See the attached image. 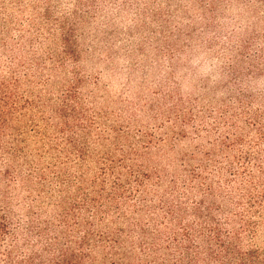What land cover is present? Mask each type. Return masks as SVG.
<instances>
[{
    "label": "rangeland",
    "instance_id": "rangeland-1",
    "mask_svg": "<svg viewBox=\"0 0 264 264\" xmlns=\"http://www.w3.org/2000/svg\"><path fill=\"white\" fill-rule=\"evenodd\" d=\"M0 116V264L199 206L264 248V0H0Z\"/></svg>",
    "mask_w": 264,
    "mask_h": 264
},
{
    "label": "trees",
    "instance_id": "trees-1",
    "mask_svg": "<svg viewBox=\"0 0 264 264\" xmlns=\"http://www.w3.org/2000/svg\"><path fill=\"white\" fill-rule=\"evenodd\" d=\"M195 215L202 225L176 233L174 246L161 248L150 244L149 232L144 229H133L130 234L119 231L112 236L111 244L108 243L109 236L105 234L100 236V241L95 242V230L86 229L76 242L67 240V243L61 244L58 236L52 239L53 242L47 241L44 248L40 249L41 253L36 252L21 261H13L12 252L9 251L8 264H44L47 261L48 264H99L98 252L103 254V264H156L158 260L160 264H264V248L245 246L244 237L238 231H224L210 212H205L201 206L196 208ZM69 218L67 213L64 225L69 224ZM82 225L79 223L78 229ZM123 233L139 238L141 242L144 255L136 263L131 258L134 245L124 238ZM250 233L254 239L256 233ZM46 257L48 260H45Z\"/></svg>",
    "mask_w": 264,
    "mask_h": 264
}]
</instances>
